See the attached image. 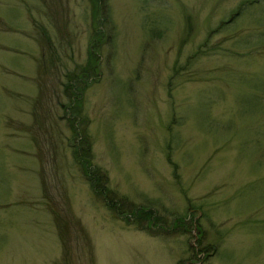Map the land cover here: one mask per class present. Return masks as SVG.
<instances>
[{"label": "rangeland", "instance_id": "1", "mask_svg": "<svg viewBox=\"0 0 264 264\" xmlns=\"http://www.w3.org/2000/svg\"><path fill=\"white\" fill-rule=\"evenodd\" d=\"M240 1H102L98 75L75 82L109 210L61 107L91 4L0 0V264H264V0Z\"/></svg>", "mask_w": 264, "mask_h": 264}, {"label": "trees", "instance_id": "2", "mask_svg": "<svg viewBox=\"0 0 264 264\" xmlns=\"http://www.w3.org/2000/svg\"><path fill=\"white\" fill-rule=\"evenodd\" d=\"M88 1L91 4V32L86 47L85 60L83 64L80 65L75 64L74 70L68 71L73 73H71L70 76H68V78L65 80V82L61 84L65 96L69 99L67 104L61 103V107L64 112L65 120L67 122L66 126L70 131L71 138L77 140L76 142H72L71 147H72V154H74V161L76 163L81 164L82 166L81 167L83 174L82 177L88 184L91 192H93V194L96 197L100 193L102 194L103 203L105 206H107L109 210L112 209L113 206L118 210L119 206L124 204L117 202L113 204V202L115 201H113L111 198V196H113L112 190L111 189L105 190L104 187L102 186L103 182L106 181L105 176L103 178L102 175L103 173L101 172V170L98 167L91 164L89 159L86 157V154H90V152L87 153L89 151V148H87L86 145H84L82 142L78 141L77 139V137L84 138L86 134L84 130L81 128L82 121L84 122V120L79 119L84 85L81 84L78 86L75 80L78 78L79 80H82L84 84H86L89 83L90 81H93V79L96 78V76L98 75V67H99L98 65L100 61L99 46L101 45V43L109 41V39L107 40L109 35L105 34L101 27L102 24H104L107 21L106 4L102 3L103 0H88ZM246 5H249V3L246 0L240 1V3L236 7V10L232 13L234 15L233 18H236L239 15H241ZM42 34H44L45 36L44 39L47 45V47L45 48L46 53L51 55L50 58H47V63L50 66H52L54 60L57 58L56 51L54 50V45L52 44V42L48 40L47 34L43 33V31ZM43 66H44V60L41 61L40 67ZM168 163L171 164L172 162L168 161ZM100 189H102V192L100 191ZM107 193H109L108 197L111 200V203L109 204H106L105 202V200L107 199L106 198ZM142 209L143 208H136L135 212L144 211L146 213L145 214L146 218L150 223H152V220L156 216L153 218V214L150 212L151 211L150 208H146V210H150V211H145ZM142 218H143L142 215L138 217V219H142ZM54 221L56 223L58 230H61V232H59V236L60 238H62V233H63L62 229L66 227L63 223H61L62 224L61 227V225L57 222V219H54ZM62 242L63 239H61V243ZM204 252H205L204 249L199 250V253L203 254ZM177 264H184V263L182 260H180V262H178Z\"/></svg>", "mask_w": 264, "mask_h": 264}]
</instances>
